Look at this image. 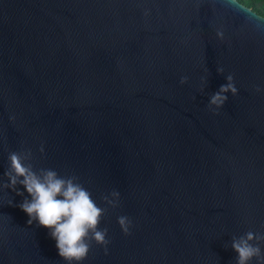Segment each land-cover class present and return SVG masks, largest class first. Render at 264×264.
<instances>
[{
  "label": "water",
  "instance_id": "1",
  "mask_svg": "<svg viewBox=\"0 0 264 264\" xmlns=\"http://www.w3.org/2000/svg\"><path fill=\"white\" fill-rule=\"evenodd\" d=\"M229 74L237 95L209 109ZM28 149L107 208V254L93 242L82 264H235L232 237L264 233V17L237 0H0V183ZM17 190H0V264H65Z\"/></svg>",
  "mask_w": 264,
  "mask_h": 264
},
{
  "label": "clouds",
  "instance_id": "2",
  "mask_svg": "<svg viewBox=\"0 0 264 264\" xmlns=\"http://www.w3.org/2000/svg\"><path fill=\"white\" fill-rule=\"evenodd\" d=\"M223 39V33H217ZM223 68H217L218 74H223ZM226 83L211 95L209 109L222 108L228 93L237 95V88L231 74L226 77ZM180 83H187V77H182ZM206 83L202 79V84ZM259 92L260 89L256 88ZM43 147L40 152L43 153ZM33 155L30 149L20 152H9V167L4 172L7 183H0V190L11 189L16 195L24 193L17 190L23 187L30 199L25 198L19 205L29 217L28 225L35 223L36 227L45 228L49 236L56 242L60 258L65 264H82L88 257L93 242L102 246L107 254L108 229L99 228L107 213V208L97 205L92 193L79 181L76 175H60L55 169H36L32 163ZM120 194L113 190L109 195H103L101 200L110 208L118 207ZM12 201L9 202L11 205ZM117 223L125 235L129 234L131 220L127 216L117 217ZM264 233L249 231L243 236L232 237L231 248L236 253L235 264H264Z\"/></svg>",
  "mask_w": 264,
  "mask_h": 264
},
{
  "label": "trees",
  "instance_id": "3",
  "mask_svg": "<svg viewBox=\"0 0 264 264\" xmlns=\"http://www.w3.org/2000/svg\"><path fill=\"white\" fill-rule=\"evenodd\" d=\"M253 12L264 17V0H237Z\"/></svg>",
  "mask_w": 264,
  "mask_h": 264
}]
</instances>
